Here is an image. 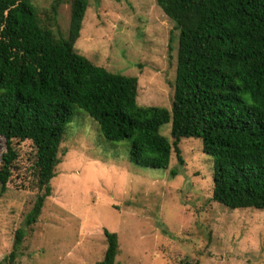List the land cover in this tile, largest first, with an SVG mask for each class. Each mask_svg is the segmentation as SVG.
Segmentation results:
<instances>
[{
	"label": "trees",
	"instance_id": "1",
	"mask_svg": "<svg viewBox=\"0 0 264 264\" xmlns=\"http://www.w3.org/2000/svg\"><path fill=\"white\" fill-rule=\"evenodd\" d=\"M56 0L40 11L33 0H0V195L19 152L30 142L37 194L16 231L12 263L38 222L75 110L111 142H128L139 167L168 169L180 144L200 140L214 158V202L264 210V0H157L180 31L172 107L138 104V78L113 73L76 51L89 0H72L68 29L58 27ZM171 125L170 137L162 128ZM16 142V143H15ZM174 176L176 173L173 174ZM98 264H117V233ZM182 264H199L185 261Z\"/></svg>",
	"mask_w": 264,
	"mask_h": 264
},
{
	"label": "rangeland",
	"instance_id": "2",
	"mask_svg": "<svg viewBox=\"0 0 264 264\" xmlns=\"http://www.w3.org/2000/svg\"><path fill=\"white\" fill-rule=\"evenodd\" d=\"M56 0H33L42 11ZM72 0L58 24L68 29ZM180 31L157 0H89L76 51L113 73L138 78V104L171 108ZM171 125L162 128L170 137ZM16 143V142H15ZM0 195V264H98L117 233V264H264V210H230L212 199L214 158L184 139L168 169L139 167L128 142L108 141L80 109L61 144L52 195L11 263L16 231L37 190L30 142ZM6 142L0 138L1 156ZM176 173L174 176L173 174Z\"/></svg>",
	"mask_w": 264,
	"mask_h": 264
}]
</instances>
